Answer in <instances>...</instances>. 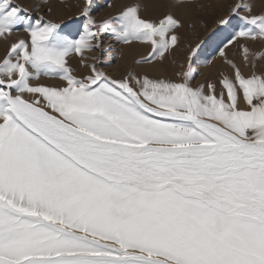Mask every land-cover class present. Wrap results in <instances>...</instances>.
Masks as SVG:
<instances>
[{"label": "snow or ice", "instance_id": "1", "mask_svg": "<svg viewBox=\"0 0 264 264\" xmlns=\"http://www.w3.org/2000/svg\"><path fill=\"white\" fill-rule=\"evenodd\" d=\"M218 6L191 42L140 4L66 23L0 0V264H264V6ZM105 37L179 70L114 78Z\"/></svg>", "mask_w": 264, "mask_h": 264}, {"label": "rangeland", "instance_id": "2", "mask_svg": "<svg viewBox=\"0 0 264 264\" xmlns=\"http://www.w3.org/2000/svg\"><path fill=\"white\" fill-rule=\"evenodd\" d=\"M146 1L147 3L150 2V0H110V2L116 6V9H119L121 6L125 4H140L143 9L141 14L146 19H158L165 13L171 12L176 18L180 19L185 24L186 27L190 26V30L184 34L186 35L187 39L191 42H195L197 35L200 38L206 37L213 30L214 21L220 15L223 14V11L226 10V7H225L224 9H222L221 12L219 11V12H216L214 15H212V13L210 12H211V8L213 7V5L222 3L225 6H227L228 4L234 2V0H195L194 4H185L183 6H176V0H151V1H156V2L158 1L159 3L163 4L165 6V10L161 12L160 11L150 12V10L148 9L149 5L146 4ZM52 2L56 3V5L59 8L57 9V7L53 6L52 13L45 15L47 8L49 6L52 7V4H51ZM77 3H78V0H48L47 4H44L43 0H13V4H19L21 7H24V8L32 9V8L39 6L40 12L37 13L33 11L32 12L33 16L44 15L45 19H51L55 21H59L63 19L66 23L75 22V17L77 15V8H76ZM105 3H106V0H96L98 9H100L95 13V16L98 21L103 18H107L109 14H115L116 9H107L106 7H104ZM195 4H200V5H203L204 7L198 9L195 6ZM255 4H256L255 11L258 12L260 8L264 6V0H255ZM186 6H191L193 10H195L196 13H200V16H199L200 18L197 17L195 20H190V19L183 20L180 17L178 12L182 10L183 7H186ZM70 17L72 19H69ZM18 38H24L23 32L18 33L17 36H13L12 40H15ZM127 47L128 46L120 45L118 42L105 37L104 38L105 51L101 53H93V55H99L101 60H104V61H107L110 57L112 58L111 65L103 66V70L107 74L113 76L114 78H120L124 74V72L127 71L129 68H131L133 71L137 73L146 71L150 75H153V76L163 75L168 78H172L174 75V72L179 70L178 65L182 59V57H179V56L175 58L177 61L176 66H173L171 62L166 63V65L164 66V70L163 71L161 70L160 74L158 71L149 70L150 66H136L134 64V61L137 59H140L141 56L146 54L147 52L146 48H143L139 45H136L133 47L142 48L143 51L131 57L130 58L131 60L129 62H126L127 64L126 63L121 64V60L123 59V56L121 54L122 52H124V49ZM252 47L258 51H264V46H261L260 44L252 45ZM229 55H232V53L230 52ZM116 57H119V59H116ZM200 63L202 64L203 61H201ZM261 64L262 66H264V62H261ZM198 70L200 71L201 75L197 77L196 81L194 82V85L195 83L203 81L207 79L208 77H212L213 79H215L220 70L230 71L225 66H223L219 61H215L214 65H209L208 67L200 66Z\"/></svg>", "mask_w": 264, "mask_h": 264}, {"label": "bare ground", "instance_id": "3", "mask_svg": "<svg viewBox=\"0 0 264 264\" xmlns=\"http://www.w3.org/2000/svg\"><path fill=\"white\" fill-rule=\"evenodd\" d=\"M51 4H52V9H53V6L57 7V9L59 8L56 5V3L52 2ZM146 4L149 5L148 9L150 10V12L151 11H155V12H159L160 11L161 12V11L165 10V6L163 4H161V3H159L158 1L156 2V1H151L150 0V2H148V3L146 1ZM218 5L219 4L213 5V7L211 8V12L210 13H212V15H214L216 12H219V11L221 12L222 11V9ZM178 13H179L180 17L183 20H187V19L188 20L189 19L190 20H195L197 17L200 16V13H196L195 10H193V8L191 6L183 7L182 10H180ZM57 15H58V13H57ZM201 17H203V16H201ZM5 48H6V45L4 44L3 40H0V58H1L2 55H4ZM142 51H143V49L142 48H138V47H127V48H125L124 52H122V54H121L123 56V59L121 60V64H125L126 62H129L131 60L130 59L131 57H133L135 54L140 53ZM72 64L75 67V64H77L76 60H72ZM149 70L158 71L159 74H160V71H161V69H159V68L158 69H152L151 67L149 68Z\"/></svg>", "mask_w": 264, "mask_h": 264}]
</instances>
